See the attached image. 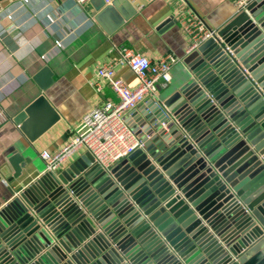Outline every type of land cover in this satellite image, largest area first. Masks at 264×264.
Returning <instances> with one entry per match:
<instances>
[{"label":"water","instance_id":"water-1","mask_svg":"<svg viewBox=\"0 0 264 264\" xmlns=\"http://www.w3.org/2000/svg\"><path fill=\"white\" fill-rule=\"evenodd\" d=\"M88 1L107 32L136 13L129 0ZM182 63L127 158L105 169L91 154L9 188L0 264H264V0ZM51 76L44 66L34 78L44 88ZM58 119L44 94L14 117L31 140ZM17 153L0 180L20 175Z\"/></svg>","mask_w":264,"mask_h":264},{"label":"crops","instance_id":"crops-1","mask_svg":"<svg viewBox=\"0 0 264 264\" xmlns=\"http://www.w3.org/2000/svg\"><path fill=\"white\" fill-rule=\"evenodd\" d=\"M136 13L123 25L107 32L90 14L88 1L78 0H0V170L13 167L7 158L18 152L23 167L18 177L0 180V202L45 172L44 149L59 148L74 132L85 112L106 100L118 101L113 89L97 73L102 64H112L119 76L134 87L137 75L122 64L121 47L127 46L155 60L167 54L178 59L172 79L181 76L183 58L190 36L181 19L191 9L211 28H219L237 11L233 0H129ZM168 22L163 25L166 21ZM51 70L52 80L42 88L34 78L43 68ZM163 89L159 94V99ZM40 94H44L59 119L39 137L31 140L14 117ZM155 99V98H154ZM149 97L125 114V120L139 137L152 127L146 113L156 100ZM91 155L86 148L76 152L59 175L79 160ZM78 165V164H77ZM116 165V164H115Z\"/></svg>","mask_w":264,"mask_h":264},{"label":"built area","instance_id":"built-area-1","mask_svg":"<svg viewBox=\"0 0 264 264\" xmlns=\"http://www.w3.org/2000/svg\"><path fill=\"white\" fill-rule=\"evenodd\" d=\"M81 4L87 0H78ZM237 9L245 6L250 0H233ZM3 8L0 5V15ZM184 31L190 36L188 51L196 48L203 40L215 36L217 28L207 26L204 20L188 9L181 19ZM173 54L158 59L136 52L122 46L120 62L129 66L137 75L138 84L129 86L119 76L112 64H102L97 73L113 89L118 101L106 100L100 106L90 108L83 115L78 126L70 137L57 149H44L40 155L45 161V171L55 172L81 148H86L95 161L105 169L127 158L137 148L143 146L139 137L125 120L128 110L135 108L147 98L159 101L162 89L169 86L172 79V66L177 61Z\"/></svg>","mask_w":264,"mask_h":264},{"label":"rangeland","instance_id":"rangeland-1","mask_svg":"<svg viewBox=\"0 0 264 264\" xmlns=\"http://www.w3.org/2000/svg\"><path fill=\"white\" fill-rule=\"evenodd\" d=\"M172 85H173V83L171 84V87H172ZM169 89H170V88H169ZM169 89H163V92H162V94H161V97H162V96H165V95L168 93Z\"/></svg>","mask_w":264,"mask_h":264}]
</instances>
